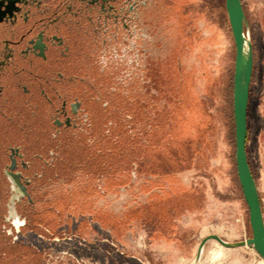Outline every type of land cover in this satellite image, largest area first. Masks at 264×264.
Listing matches in <instances>:
<instances>
[{"label": "flooded vegetation", "instance_id": "af4514ba", "mask_svg": "<svg viewBox=\"0 0 264 264\" xmlns=\"http://www.w3.org/2000/svg\"><path fill=\"white\" fill-rule=\"evenodd\" d=\"M168 1L0 0V264L52 263L57 245H84L72 217L100 224V146L119 148L127 126L129 148L154 153L158 113L185 122L187 41L175 27L169 42ZM141 159L132 185L141 175L148 195L161 192L164 176L140 173Z\"/></svg>", "mask_w": 264, "mask_h": 264}, {"label": "rangeland", "instance_id": "374dc122", "mask_svg": "<svg viewBox=\"0 0 264 264\" xmlns=\"http://www.w3.org/2000/svg\"><path fill=\"white\" fill-rule=\"evenodd\" d=\"M174 1L176 5L168 1L174 6L168 22L169 42L175 27L187 41L182 63L191 75L187 92L193 94V98L187 96L190 101L183 108L185 122L179 128L173 121V107L158 113L152 118L157 128L149 145H159V149L143 153V147L129 148L126 124L135 122L128 118L132 110L125 108L118 114L126 126L118 135L120 149L105 151L100 146V224L81 225L74 214L72 231L74 237L84 239V245L74 244L68 250L66 245H57L53 262L40 258V264H192L197 244L208 234L229 242L250 237L248 210L234 161L230 120L234 44L223 18L225 11L209 3L205 7L204 0ZM240 1L253 49L246 154L264 219V0ZM138 115L145 121L143 110ZM150 117L146 122H151ZM135 157H142L140 173L158 172L165 177L163 189H153L161 192L148 195L150 187L138 186L143 183L141 175L132 185ZM123 172L129 176L110 181ZM198 264L264 261L249 247L226 249L209 241Z\"/></svg>", "mask_w": 264, "mask_h": 264}, {"label": "water", "instance_id": "95a60500", "mask_svg": "<svg viewBox=\"0 0 264 264\" xmlns=\"http://www.w3.org/2000/svg\"><path fill=\"white\" fill-rule=\"evenodd\" d=\"M224 9L234 44L232 88L234 160L237 180L248 210L250 237L242 241L229 242L217 234H208L197 244L192 264L199 263L204 247L209 241H215L226 249L249 247L264 261V219L257 186L248 164L245 149L247 106L253 73V49L241 1L224 0Z\"/></svg>", "mask_w": 264, "mask_h": 264}, {"label": "trees", "instance_id": "16d2710c", "mask_svg": "<svg viewBox=\"0 0 264 264\" xmlns=\"http://www.w3.org/2000/svg\"><path fill=\"white\" fill-rule=\"evenodd\" d=\"M203 3L206 4L209 3V5L213 8H217V9H221L224 10V0H204ZM220 17V16H219ZM223 18L226 19V14L225 16H223ZM220 20H222V18L220 17ZM227 20V19H226ZM234 61V60H233ZM231 97H230V105H231V114H230V120L232 121L233 127H232V133H233V141H234V120H233V112H232V88H233V69H232V77H231ZM250 91V90H249ZM249 102V101H248ZM247 110H248V106H247ZM247 138H248V129H247V134H246V141H245V149H246V144H247ZM235 147V144H234ZM234 154H235V150H234ZM235 161V160H234ZM235 170H236V165H235Z\"/></svg>", "mask_w": 264, "mask_h": 264}]
</instances>
